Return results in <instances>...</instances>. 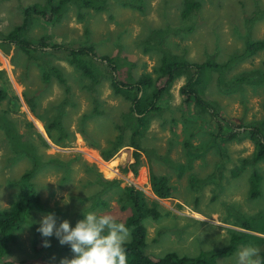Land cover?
<instances>
[{
    "label": "rangeland",
    "instance_id": "rangeland-1",
    "mask_svg": "<svg viewBox=\"0 0 264 264\" xmlns=\"http://www.w3.org/2000/svg\"><path fill=\"white\" fill-rule=\"evenodd\" d=\"M190 1L198 2L199 8L186 19L181 17L183 0H105V7L99 12L91 9L77 10L70 5L57 23L44 24L33 20L28 34L33 39L47 36L52 42L68 47L91 44L98 56H126L136 64L132 70L136 75L149 73L158 65V51L143 52L145 41L153 31L166 33L164 45L172 54L183 55L195 63L206 60L221 63L230 55H241L247 37L250 40H264V0ZM43 2L0 0V34H6L21 21L22 7ZM249 18L255 20L248 23L246 20H251ZM38 56L43 55L39 53ZM46 59L61 70L71 90V102L68 105L62 104V88L53 79L45 84L40 68L27 61L20 51L13 48L4 53L0 50V85L4 79L8 80L12 92L17 94L19 100L18 110L14 113L8 111V117L14 122L17 133H27L34 142L38 141L35 134L45 140L47 148L37 145L45 157L68 160L74 154H79L80 160L92 165L103 179L123 181L140 190L148 201H156L162 216L156 221L150 218L143 220L147 231V253L161 256L175 252L178 256H195L200 251L223 247L228 243L229 231L241 230L237 227V219L243 220L255 214L260 218L263 214L264 165H245L242 170L236 171L241 166V160L250 156L252 144L248 141L213 142L206 131L209 127L213 128L209 119H190L193 107L187 109L180 102L177 91L184 83L183 79L171 87L162 114L151 118L145 137L141 140V145L147 151L140 153L136 177L121 172V168L131 161L132 149L125 142L108 161H104L98 150L89 147L84 139L76 138V134L71 147L53 145L45 136L43 122L37 119L36 114L41 115L47 108H63V126L74 131L81 116L90 110V104L83 89L87 79L63 61L48 56H45ZM249 71L264 72V50L235 64L227 77ZM215 78L216 74L211 73L204 96L214 102L216 109L229 117H243L255 122L260 120L264 124V84H258L257 87L243 86L240 94L223 95L215 87ZM98 92L99 100L104 102V114L85 119V124L91 136L89 141H96L103 148L107 139H112L116 134L114 121L127 103L111 94L105 80L100 83ZM22 94L37 97L36 114L27 108ZM5 109L7 103L0 101V114ZM170 118L174 123H169ZM25 123H29L31 128ZM185 139L200 151L183 148ZM8 147L0 127V210L7 209L15 199L14 182L30 166L25 158L9 162L12 153ZM162 159L169 160L170 164ZM219 161L222 163L220 177L206 178L214 172L216 162ZM179 165L183 169L177 177L175 166ZM71 168V182L62 188H59L57 176L48 170H43L34 179L41 188L40 202L45 203L54 213L57 227L64 220L74 227L79 219H84L83 214H87L84 210L79 214L75 210L87 207L88 201L84 199L72 203L75 200L68 197L70 194L83 198L91 191L90 187L86 188L82 183L85 175L80 163H73ZM253 169L261 176L262 194L257 199L247 196L250 188L247 186L248 176ZM150 174L168 178L171 186L169 198L156 200L151 194L148 186ZM90 212L111 214L121 223L127 215L119 210L114 200L109 202L106 209ZM33 214L37 218L35 224L39 227V221L49 213ZM15 235V242L8 243L10 253L0 263L9 260L12 264H59L62 258H72L70 247L61 245L55 236L50 247L42 246L44 240L39 242L38 249L32 250V234L27 227L23 226ZM242 248H238L228 258L218 259L217 263L236 264L237 254Z\"/></svg>",
    "mask_w": 264,
    "mask_h": 264
},
{
    "label": "trees",
    "instance_id": "trees-1",
    "mask_svg": "<svg viewBox=\"0 0 264 264\" xmlns=\"http://www.w3.org/2000/svg\"><path fill=\"white\" fill-rule=\"evenodd\" d=\"M70 5L75 6L77 10L91 9L99 12L105 7V0H44L40 5H27L21 8V21L6 34H0L1 51L7 53L13 48L20 51L27 61L40 68L41 78L45 84H48L51 79L55 80L64 93V99L61 100L62 104L68 105L71 102L70 87L58 66L50 64L48 59L44 60L45 56L65 62L87 79V82L83 84V89L88 95L90 110L81 116L74 131L63 126L61 119L64 115L63 108H47L40 113L41 115H37L35 113L37 97L22 94L27 108L36 114L37 119L43 122L45 136L53 145L61 148L71 147L76 134V138L84 139L89 147L98 150L104 161H108L122 148L125 142L132 149L131 161L121 168V172L136 177L137 168L140 165V153L143 154L147 151L141 145V140L145 137L151 118L162 114L168 102L171 87L176 81L183 79L184 83L177 91L180 102L187 109L190 106L193 107L194 110L190 119L192 117L198 119L207 117L209 119L208 122L213 128L209 127L206 131L208 137L213 138V142L236 141L241 143L248 141L252 144L250 156L248 159L241 160V166L236 171L239 172L245 165L252 167L259 164L264 165V135L260 122L247 121L243 117L226 116L213 106V101L204 96L205 86L211 73L216 74L215 87L223 95L240 94L243 91V86L257 87L258 84H264V72H241L227 77L235 64L245 60L246 57H252L258 51H263L264 40H250L247 37L243 43L241 55H230L227 60L221 63L212 60L195 63L190 62L183 55L172 54L164 45L166 42L164 34L166 33L153 31L145 41L143 52L158 51L160 53L158 65L149 73L141 72L136 75L132 71L136 64L126 56H98L91 44L68 47L61 43L52 42L47 36L35 39L29 36L28 29L33 20L44 24L57 23ZM181 6V17L186 19L192 11L199 8V3L183 0ZM249 19L251 20H246L248 23L255 20L254 18ZM39 53L43 56H38ZM104 80L108 82L111 94L121 98L127 103V106L118 114V119L114 121L113 127L116 134L112 139H107L105 147L100 148L98 142L89 141L91 136L87 131L85 119L104 114V102L99 100L98 92V87ZM1 85L0 101L4 100L7 103V109L1 111L0 127L4 133L6 144L12 153L8 161L13 162L25 158L29 161L30 166L14 182V187H16L15 199L7 209L0 210V261L10 253L8 243L10 241L15 242L17 239L15 233L21 231L23 226L27 227L32 234L30 240L32 250L39 248L37 246L44 237L36 230L38 228L35 224L37 218L33 213H52V211L46 207L45 203L40 202L41 188L34 182V179L43 170H48L57 176L59 188H62L71 182V173L73 172L71 166L75 162L80 163L82 173L85 175L82 183L86 188L90 187L91 189L90 194L83 198L68 194L69 198L75 200L72 203L84 199L85 202L88 201L87 207L76 209V213H82L83 210L86 213L104 210L109 206L111 200L118 204L121 212L127 213L122 222L128 228L130 235V239L125 244L127 264H218V259L228 258L238 248L250 245L260 249V256L264 261V211H262L263 214L260 218L255 214L243 220L237 219V227L241 230L229 231V238L226 241L228 243L223 247L200 251L195 256H178L175 252H167L161 256L147 253L145 250L147 231L143 225V220L150 218V220L156 221L162 216L163 213L158 211L159 206L156 201H148L140 190H136L123 181L103 179L92 165L80 160L79 154H74L68 160L45 157L44 153L37 147L38 144L44 148L48 147L43 138L35 134L38 141L34 142L27 133H17L14 122L8 117V111L16 112L19 101L11 92L6 79ZM170 122L174 123V120L170 118ZM25 125L31 128L29 123H25ZM171 131L173 133V130ZM183 148L187 150L191 148L190 150L196 152L200 151L197 150L198 148H194L188 139L184 140ZM12 159L13 161H11ZM162 160L166 164H170L169 160ZM220 162H216L214 172L206 178L220 177L222 168ZM175 169L177 170V177H179L183 168L179 165L175 166ZM148 179L149 190L156 200L170 197L171 186L167 177L150 174ZM248 183L247 186L250 188L247 196L250 199L259 198L262 194L261 176L254 169L248 176ZM52 195L56 194L52 193ZM0 264H12V261H3Z\"/></svg>",
    "mask_w": 264,
    "mask_h": 264
},
{
    "label": "clouds",
    "instance_id": "clouds-1",
    "mask_svg": "<svg viewBox=\"0 0 264 264\" xmlns=\"http://www.w3.org/2000/svg\"><path fill=\"white\" fill-rule=\"evenodd\" d=\"M258 122L264 135V124L260 120ZM83 216L84 219L77 221L74 227L67 220L57 227L54 213L43 216L36 229L44 237L42 246L50 247L55 236L61 245L70 247L72 258H62L59 264H127L125 244L129 230L126 225L117 222L111 214L89 212ZM236 264H264L260 249L251 245L242 248L237 254Z\"/></svg>",
    "mask_w": 264,
    "mask_h": 264
}]
</instances>
